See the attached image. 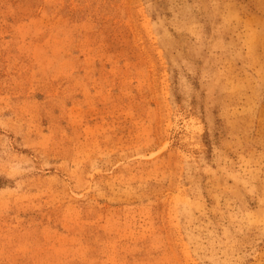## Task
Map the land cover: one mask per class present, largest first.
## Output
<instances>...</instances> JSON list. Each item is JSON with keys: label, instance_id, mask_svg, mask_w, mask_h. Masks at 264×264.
<instances>
[{"label": "rangeland", "instance_id": "rangeland-1", "mask_svg": "<svg viewBox=\"0 0 264 264\" xmlns=\"http://www.w3.org/2000/svg\"><path fill=\"white\" fill-rule=\"evenodd\" d=\"M0 264H264V0H0Z\"/></svg>", "mask_w": 264, "mask_h": 264}]
</instances>
